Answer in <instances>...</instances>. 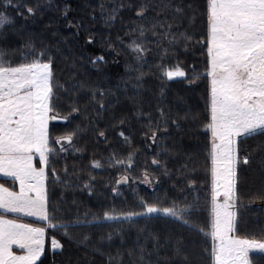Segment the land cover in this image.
<instances>
[{
	"label": "trees",
	"instance_id": "trees-1",
	"mask_svg": "<svg viewBox=\"0 0 264 264\" xmlns=\"http://www.w3.org/2000/svg\"><path fill=\"white\" fill-rule=\"evenodd\" d=\"M49 2L26 0L29 6H42L35 18L25 12L26 20L8 9L7 14L15 23L0 34V49L7 51L6 59L13 66L34 58L28 55L27 60L22 59V54L29 52L23 45L30 37L38 51L46 47L51 52L56 112L62 117L72 115L66 125L50 132L57 137L72 135L73 143L65 142L63 150L51 145L56 154L54 158L50 156V167H55L60 179L54 183L49 173L46 190L49 216L54 217L51 222H79L82 227L68 229L70 240L64 229L54 230L48 227V221L43 223L47 228L42 264H109V256L111 264H132L128 250L145 244L151 249L153 234L160 237L161 244L169 241L160 249L161 257H171L175 241L182 238L193 264H213L210 235L192 232L167 218L134 217V222L105 219L106 213L122 216L129 211H142L138 206L141 199L164 207L171 201L180 206L191 204L198 196L201 210L192 220L210 232V133L206 130L210 80L206 76V48L198 43L206 40L205 0H170V8L147 14L150 20L167 18L166 22L173 25L179 43L171 46V36L156 37L147 30L145 37H140L138 31H132L140 24L149 28L136 16L137 5L160 4L164 0H51L52 7L48 8ZM120 4L132 5L133 9L122 8L115 24L106 26L107 14ZM177 6L183 9L182 15L175 13ZM179 32L191 38L184 40ZM89 37L92 44L86 43ZM133 39L148 49L140 64L126 47ZM157 39L161 40L159 45ZM164 49L168 50L166 56ZM97 56H103L107 63L93 65L90 58ZM161 63L168 67L178 63L186 77L161 78L157 68ZM128 65L139 71H128ZM97 88L106 91L103 103L107 110H100L91 98L90 90ZM117 98L119 103H115ZM73 104L78 106V112H71ZM121 120L125 123L121 124ZM157 127L158 139L153 143L150 129ZM100 131L106 139L98 135ZM121 131L123 137L119 135ZM245 153L251 154V163L238 168L237 235L261 238L264 137L250 138L242 144L240 154ZM153 160L159 164H153ZM96 161L99 168L94 166ZM145 174L151 183L145 182ZM0 182L5 180L0 178ZM109 234L111 240L107 238ZM85 236L88 241L82 243ZM53 237L64 245L62 250L53 252Z\"/></svg>",
	"mask_w": 264,
	"mask_h": 264
},
{
	"label": "snow or ice",
	"instance_id": "snow-or-ice-1",
	"mask_svg": "<svg viewBox=\"0 0 264 264\" xmlns=\"http://www.w3.org/2000/svg\"><path fill=\"white\" fill-rule=\"evenodd\" d=\"M47 7H52L51 0ZM125 7L133 9L132 5L124 4L113 8L107 14L106 26H113L120 10ZM170 7V0H164L160 4L140 3L134 9L135 14L149 28L140 24L132 31H138L140 37H145V32L151 30L156 37L171 36L168 40L170 46L179 43L177 33L173 32V25L166 22L167 18L150 20L147 15L151 11ZM41 8L39 3L35 7L29 6L26 0H0V34L15 23L14 18L7 14L8 9L17 12L26 20L25 12L35 18ZM103 8L101 5L102 10ZM174 11L183 14V9L178 6ZM67 13L68 9L65 8L64 15ZM203 15L207 28L206 40L198 43L206 48L209 65L206 76L210 78V112L206 124V130L211 134L210 232H206L192 220L201 210L198 196L193 198V203L183 206L171 201L169 206L161 207L141 199L138 206L142 211H129L122 216L106 213L105 219L134 222V217L155 220L167 218L192 232L210 235V257L213 264H264V237L237 235L236 211L238 168L251 163L250 153L241 156V145L250 138L264 137V0H205ZM82 26L77 25L78 28ZM158 28L161 31L158 32ZM178 34L184 40L191 38L185 32ZM117 39L123 43L119 36ZM93 42L91 37L86 41L88 44ZM108 43L111 44L112 41L109 40ZM156 43L159 45L161 40L157 39ZM23 47L29 49V52L22 54V59L27 60L28 55L34 58L30 62H20L15 66L11 60L6 59L7 51L0 49V174L19 183L18 191L0 185V210L48 221L49 228L64 229V235L71 240L68 229L80 228L82 225L79 222L72 225L52 223L51 219L54 217L49 216L46 190L49 173L52 174L54 183L60 179L55 175V167H50V156L54 158L56 154L51 145L60 144L63 150L64 142L69 145L73 143L72 135L57 137L49 130L50 121L58 118L68 120L67 116L59 117L54 103L57 98L54 92V56L46 47L38 51L31 37ZM126 47L137 64L144 61L148 49L142 43L133 39ZM56 51L59 52V49ZM167 51L164 49L165 56ZM90 60L93 65L107 63L103 56ZM157 68L161 78L167 80L186 77L178 63L171 67L161 63ZM128 71H139V68L133 69L128 65ZM142 75L141 73L137 79H141ZM76 87L77 85H73V88ZM80 87H83L82 83ZM63 91L67 93L68 90L63 88ZM90 93L99 109L107 110L103 103L106 91L97 88L90 90ZM115 103H119V98ZM78 111V106L73 104L71 112ZM120 123L124 124L125 121L121 120ZM159 130V127L150 129L153 143L157 142ZM98 135L106 139L103 131ZM119 135L123 137L124 133L121 131ZM152 163L159 164L157 160ZM261 164L264 166V159ZM94 166L99 168L100 163L96 161ZM144 180L151 183L147 174ZM107 238L111 240V234ZM86 241L87 236L82 243ZM152 241L151 249L145 244L128 250L132 264H161L162 261L163 264H193L182 238L175 241L171 257L160 255V249L169 241L161 244L160 237L155 234L152 235ZM50 244L53 252L64 248L54 237ZM45 245V228L33 227L31 224L0 215V264H42ZM14 248L19 249V253ZM111 261L112 257L109 256V264Z\"/></svg>",
	"mask_w": 264,
	"mask_h": 264
},
{
	"label": "rangeland",
	"instance_id": "rangeland-1",
	"mask_svg": "<svg viewBox=\"0 0 264 264\" xmlns=\"http://www.w3.org/2000/svg\"><path fill=\"white\" fill-rule=\"evenodd\" d=\"M209 80H210V78H209ZM195 82L198 83L199 81L196 80ZM210 136H211V134H210ZM0 177L5 180V182L2 183V184H0V185H3L4 187L10 188L13 191H18L19 190V183H18V181H14L11 177H4L3 174H0ZM211 191H212V181H211ZM221 199H223V198H221ZM13 214H16V213H13ZM17 215H22V214H17ZM23 217H26L29 220H34V221H37V222H40V223H46L47 222V221L41 220L40 218L34 217V216H23ZM59 250L60 249H58L56 251H59Z\"/></svg>",
	"mask_w": 264,
	"mask_h": 264
},
{
	"label": "crops",
	"instance_id": "crops-1",
	"mask_svg": "<svg viewBox=\"0 0 264 264\" xmlns=\"http://www.w3.org/2000/svg\"><path fill=\"white\" fill-rule=\"evenodd\" d=\"M1 178V177H0ZM3 179V178H1ZM0 184H2L0 182ZM0 215H5L6 218L8 219H17L19 222H22V223H27V224H31L33 227H42V228H47L43 223H40V222H37V221H34V220H29L27 219L26 217H23L22 215H17V214H13V213H4L3 210H0ZM39 223V224H37ZM15 251H17L19 253V249H15Z\"/></svg>",
	"mask_w": 264,
	"mask_h": 264
},
{
	"label": "water",
	"instance_id": "water-1",
	"mask_svg": "<svg viewBox=\"0 0 264 264\" xmlns=\"http://www.w3.org/2000/svg\"><path fill=\"white\" fill-rule=\"evenodd\" d=\"M59 117H62V116H59ZM67 117H68V120L67 121L64 120V119H60V118H58L56 120H53V121H50L49 130H51V127H53L55 125H62V126L66 125L71 120L72 115L67 116Z\"/></svg>",
	"mask_w": 264,
	"mask_h": 264
},
{
	"label": "flooded vegetation",
	"instance_id": "flooded-vegetation-1",
	"mask_svg": "<svg viewBox=\"0 0 264 264\" xmlns=\"http://www.w3.org/2000/svg\"><path fill=\"white\" fill-rule=\"evenodd\" d=\"M57 126H61V125H55V126L51 127L50 132H51L54 128H56ZM56 145H57V147H58L59 149H61V145H60V144H56ZM64 146H65V142H64ZM63 148H64V147H63Z\"/></svg>",
	"mask_w": 264,
	"mask_h": 264
}]
</instances>
